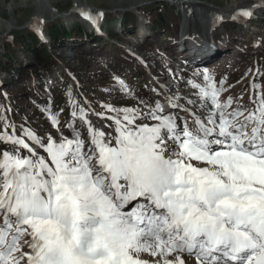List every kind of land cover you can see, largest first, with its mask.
<instances>
[{"label": "snow or ice", "instance_id": "snow-or-ice-1", "mask_svg": "<svg viewBox=\"0 0 264 264\" xmlns=\"http://www.w3.org/2000/svg\"><path fill=\"white\" fill-rule=\"evenodd\" d=\"M78 10L94 24L103 16ZM252 16L242 7L232 19ZM202 75V84L188 81L195 99L167 97L188 114L183 127L146 100L105 104L93 113L111 121L100 128L73 101L72 138L46 109L59 141L23 126L16 135L15 124L10 134L0 117V142L13 146L0 152V264H264V95L246 116L228 112L224 81Z\"/></svg>", "mask_w": 264, "mask_h": 264}, {"label": "rangeland", "instance_id": "rangeland-1", "mask_svg": "<svg viewBox=\"0 0 264 264\" xmlns=\"http://www.w3.org/2000/svg\"><path fill=\"white\" fill-rule=\"evenodd\" d=\"M243 1L0 0V12L4 16H0V36L6 37L15 29H29L37 42L45 44L47 43L46 38L41 32L46 22H52L58 18H63L69 26H72L74 22H79L83 31L88 30L92 34L88 38H101V44L106 41L119 44L124 50L137 57L144 68V73L138 82L126 75L120 76L112 73L102 59H95L90 53L73 55L68 48L69 45L51 50L52 53L61 57V62L66 68L75 71L77 74V79L81 85L80 92L88 95L86 97L87 118L92 121L93 125L100 128L111 123V121L102 120L93 114L94 112H106L105 104L115 107H132L139 100H146L150 107L159 101L164 105L166 111L176 113L179 117L178 126L183 127L184 120L189 119L188 114L182 109H170L167 97L181 95L195 99L192 94L196 90L191 87L188 81L202 84V73L205 71L212 75L217 87L220 86L221 80L224 81L223 87L226 91L220 94V100L226 101L228 97L233 100L231 107L227 109L228 112L239 107L246 116L256 109V101L261 95H264V38L262 37V28L249 22L247 18L233 20L232 17L236 13L230 12ZM162 2L169 3L165 6L166 11L168 10L167 13L174 12L177 14L172 35L167 38L172 48L171 51L148 45V42L153 41L155 37L160 35V32L154 30L150 25V19L140 12L159 9V5L163 6ZM261 2L264 4V0H260ZM260 3L254 1L247 8H252L253 15L255 11L262 15L264 14V7L259 6L262 5ZM208 4L229 8V12L220 11ZM253 4L258 6L253 7ZM208 8L212 11L209 18L204 16V10ZM78 9H89L94 16L102 12L103 16L94 24L83 17ZM125 12H133L136 16L132 15L127 21ZM37 13L40 15L39 17L36 15ZM215 17H220V19H214ZM33 22L39 23V32L32 27ZM80 38H76L78 45L87 47L91 43V40L85 41L84 38ZM243 38L246 39V43L249 42L250 49L241 43ZM68 44H72V42ZM95 44L98 43L95 42ZM90 47L88 46L85 50H89ZM22 54L25 56L24 58H28L25 51H22ZM0 75L3 78L8 77V74L2 73V71ZM117 78L127 85L135 99L121 91ZM253 84L259 87L253 88ZM5 96L10 101L9 106L13 110L14 105L11 103L13 97L8 91ZM180 103L184 104V101L181 100ZM195 107L203 113L204 110L199 108V105ZM53 108L52 100L25 103V107H21L20 112L28 114L26 116L32 119V125L29 123L22 125L23 117H20L21 121L19 122L13 116V120H15L10 125L9 133H12V125L15 124L17 126L16 135H20V126H23L32 129L45 141L49 133L59 141L57 129L49 119V111H46V109H50L51 114L58 116L60 130L64 136L72 138V128L69 127L72 119L59 115ZM107 114L112 115V113ZM243 118V116L239 117L240 120ZM74 127L81 131L85 138L87 137L86 126L82 122L75 121ZM12 147L11 144L2 142L0 152L5 148L11 151ZM23 154L27 155V152ZM131 206L135 207L136 202H133ZM126 210L130 211L131 209L126 206ZM24 239L21 240L22 251L26 252L28 248L24 244ZM148 258L145 256V259ZM190 258L192 264H197L195 257ZM21 264H26V258L21 261Z\"/></svg>", "mask_w": 264, "mask_h": 264}, {"label": "trees", "instance_id": "trees-1", "mask_svg": "<svg viewBox=\"0 0 264 264\" xmlns=\"http://www.w3.org/2000/svg\"><path fill=\"white\" fill-rule=\"evenodd\" d=\"M162 4L164 7L159 5V9L140 12L150 19L151 27L160 32V35L148 42V45L171 51L172 48L167 38L172 35L177 14L167 13L165 6L169 4L168 2H162ZM124 15L127 21L132 15L136 16L133 12H125ZM0 16L4 17L1 12ZM247 19L262 28L264 38V14L260 15L255 11L254 15ZM82 29L79 22H74L72 26H69L63 18H58L44 24L41 33L45 35L47 42L45 44L37 42L29 29H15L6 37L0 36V71L8 74L6 78L0 77V117L7 118L8 132H10L11 123H14L15 119L20 122L21 116L23 117L22 125L27 123L32 125V119L26 116L28 114L20 112V108L25 107V103L29 101L52 100L55 112L69 119H72L70 113L73 109V101L77 109L83 107L87 111L86 97L88 95L80 92L81 85L77 74L66 68L61 62V57L51 52L52 49L69 45L68 48L73 55L90 53L95 59H102L112 73L120 76L126 75L133 81L140 82L144 68L137 57L124 50L119 44L110 41L101 44V38H88L92 34ZM79 37L84 38L85 41L91 40L88 45L91 46L89 50H85L88 46L76 43ZM121 39L124 40V38ZM71 42L72 44H68ZM241 43L249 48V42L246 43V39L243 38ZM22 51L26 52L29 60L24 58ZM7 91L13 97L11 102L14 105L13 110L9 106L10 101L5 96ZM75 121L82 122L79 118ZM4 123L5 121L0 119V132L5 130ZM19 134H21L20 131Z\"/></svg>", "mask_w": 264, "mask_h": 264}, {"label": "bare ground", "instance_id": "bare-ground-1", "mask_svg": "<svg viewBox=\"0 0 264 264\" xmlns=\"http://www.w3.org/2000/svg\"><path fill=\"white\" fill-rule=\"evenodd\" d=\"M254 1L256 2V3H260V0H244L239 6H237V7H235V8H233L232 9V11H230V12H235V13H237L239 10H240V8H242V7H245V8H247V7H249L250 5H251V3H254ZM262 1V0H261ZM263 2H261L260 4H262ZM211 9H205L204 10V16L205 17H208L209 18V16H210V14H211ZM36 15H38V17L40 16L38 13L36 14ZM145 258V257H144ZM189 260H190V264H192V262H191V258H188Z\"/></svg>", "mask_w": 264, "mask_h": 264}, {"label": "water", "instance_id": "water-1", "mask_svg": "<svg viewBox=\"0 0 264 264\" xmlns=\"http://www.w3.org/2000/svg\"><path fill=\"white\" fill-rule=\"evenodd\" d=\"M171 2H182V0H171ZM209 6L211 7H216L217 9H219L220 11H223V12H229V8H223V7H217L213 4H208Z\"/></svg>", "mask_w": 264, "mask_h": 264}]
</instances>
